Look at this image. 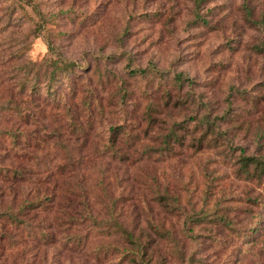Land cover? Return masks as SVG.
Instances as JSON below:
<instances>
[{
	"label": "rangeland",
	"instance_id": "1",
	"mask_svg": "<svg viewBox=\"0 0 264 264\" xmlns=\"http://www.w3.org/2000/svg\"><path fill=\"white\" fill-rule=\"evenodd\" d=\"M251 155L264 158V0H0V159L20 174L14 195L0 180V211L44 197L25 217L57 235L8 227L0 264L82 263L54 228L72 168L95 215L117 200L141 244L86 219L72 230L88 222L92 264H264Z\"/></svg>",
	"mask_w": 264,
	"mask_h": 264
},
{
	"label": "trees",
	"instance_id": "2",
	"mask_svg": "<svg viewBox=\"0 0 264 264\" xmlns=\"http://www.w3.org/2000/svg\"><path fill=\"white\" fill-rule=\"evenodd\" d=\"M70 63H68V66ZM179 74L180 73H177L176 78L178 76L180 77ZM241 161L243 162L245 168H248L250 163H253L254 168H259L261 174L264 175V158H256L255 156L251 155L242 157ZM72 169L73 172L69 176H67V178L69 180H72L73 183L71 184L70 182L66 186V188L64 189V194L63 190L61 191L62 193L60 194V199L57 201V205H54V228H57V232L60 235V243H63L70 247L68 251V253L70 254L69 260L72 261V259L76 257L82 259L81 264H92L89 261L90 258H92V252L90 253L89 251L91 250L84 248L87 245L86 242L89 238L86 230L89 224H91L89 228L94 229L95 233L96 231H99V229L105 227L106 224L111 220H113V222L107 224V226H111L116 231L123 234L124 237L127 238L126 242L130 244L132 248H137L138 250H140L141 244L138 242L137 236H135L132 231H129L126 227H124L122 222L119 220L118 214H120V211H115V207L118 201H115L114 199L107 206V213H109L110 219L103 220L101 218H98V216L95 215L97 210L93 208V201L95 202V199L93 200V193H95V190L90 189L84 184H82L81 186H76L74 182L76 181L75 175L78 174L80 180L82 181L84 179V175L77 171L75 168ZM0 172H2L0 176V180L3 182L2 188H5L8 191L9 195L16 194L17 185H19L18 177L20 176L18 169L15 167H11L10 164H3L2 160L0 159ZM1 191L4 193L3 189H1ZM122 192H129V189H125ZM163 196L165 197L164 192ZM257 197L258 196H256L255 198ZM40 198L41 199L36 200H23L20 208L17 210L12 207H8L7 209H5V211H0V239L3 238L5 234H8V231L10 230V228L8 227H14L18 229L19 232L26 231L27 235H30L33 239L39 241L42 244L53 245L55 243V237L57 235H55L53 229L51 230L50 226L49 231H44V229L41 230L38 225H34L33 220L38 212L34 213L33 220H31V217H25L30 209H44L47 206L48 200L44 197ZM123 200H126V198H124ZM260 204V208L263 207L264 209V201L262 203L260 202ZM259 215H261V217H264V213H259ZM86 219H89L90 223H85V232L83 234L72 230L74 225L82 224ZM260 221L264 220L260 219ZM257 227H261V223ZM95 256L97 259L99 258V254L97 251H95ZM93 263H95V261Z\"/></svg>",
	"mask_w": 264,
	"mask_h": 264
}]
</instances>
